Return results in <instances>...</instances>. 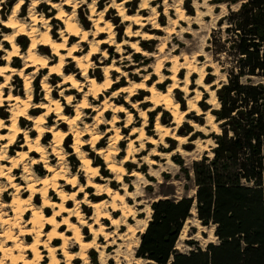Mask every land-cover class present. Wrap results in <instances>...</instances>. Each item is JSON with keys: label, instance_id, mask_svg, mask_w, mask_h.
<instances>
[{"label": "rangeland", "instance_id": "1", "mask_svg": "<svg viewBox=\"0 0 264 264\" xmlns=\"http://www.w3.org/2000/svg\"><path fill=\"white\" fill-rule=\"evenodd\" d=\"M114 1V2H113ZM124 0H71L70 5L64 6V10L67 14H72L78 23L81 25L82 29H88L91 35L89 38L82 43V54L88 53L90 50V41L93 39V32L96 30L94 22L91 18V6H95V10L105 11V19L110 20L113 24V32L115 36V43L119 41H138L144 53H136L134 49L129 47V45L125 46V51L128 55H130L129 60H126V63H133L131 67H122V71L126 74L123 76V72L119 73L117 71H112V80L116 81L119 78L121 80L111 86L108 91H105L100 95L99 99L94 101L93 97L90 98V102L92 106H99L100 101L105 99L107 96H110L116 90L131 84V82H139L142 81L145 75L149 74L150 79L146 82L147 87L154 85L157 80L160 79V74H153L155 71V65L158 60H164V69L161 73L163 76V82L156 84V88L158 90L165 91L168 86L173 83V80L168 78L172 74L170 70L173 66V58L175 56H179L180 61H184L188 58L194 66H196V70L198 72L204 73L203 82L209 84L208 88L204 85H199L197 83L200 74L194 73L191 75V82L189 84V88L191 92L187 94L185 91L175 88L173 92L174 100L180 103V107L182 109H187V101L189 98L196 95V93H200V101L198 102L200 108L202 109V114L197 115L195 111L189 113L184 118V121L177 128L173 127L177 125L173 123V115L170 111L163 108V106L156 107L154 110L149 111L148 118L145 126L147 138L149 136H154L159 139V135L155 131V125L158 116L160 117L161 123L172 127V132L175 134H179L181 136H185V143H180V141L175 140L171 137H166L160 142V146L156 147L152 143H148L146 149L139 154L131 155L129 158L134 161H129L126 167V174L123 177L121 182L117 181V176L111 172L110 169L107 168L108 164L100 154L96 153L98 149L107 148L109 146V135L107 130V125H103L101 128L97 130L100 136H102V140L97 142L94 148L91 145H87L84 148V151L89 153V156L94 160V164L99 167L100 176L104 178L113 179L111 187L113 189H119L120 187H125L126 190H130L131 197L128 198V202L133 205V212L127 218L123 217V222L127 221L126 225L120 224L119 227L111 226V221L109 219H103V223L110 226L108 228V232L113 233L116 230V233L113 235V239L116 240V243L111 242L113 245L107 247L105 249L104 258L106 262L104 263L102 258L100 257V251L92 248L88 251V261L89 264H155L149 260L141 259L137 261L136 252L139 245L134 248L130 246V243L137 241L138 237L141 239L142 232H136L133 237L129 233L128 239H124L127 236H121V233H127V225L128 222L134 225H141L151 214L152 217L153 209L152 203L156 200L162 198H173L180 199L184 196H188L194 199L196 202L197 197V185L196 178L194 172V163L195 161L202 160L205 156L212 158L214 156L213 148L216 146V141L214 136L216 134H221L222 128L220 126L221 122L217 121L216 115L213 113L214 110L220 108L221 102L217 95V89L222 86L224 82H227V75L221 70L222 64L219 63L213 56V52L208 50V47H211L210 39L212 36V32L214 29H219V20L228 13V2L225 0H146V4H144L145 0H129L124 3V8L128 14H139L140 16L148 18L149 16L155 19V24L161 26L162 29H153V25L148 22L146 27L142 28L141 33H150L153 34V39H143L142 36H137L134 38L128 37L126 35V30L128 26L132 24L130 20H123V17L120 16L118 10L114 8L116 6V2H120ZM214 1H216L214 3ZM51 2V4L49 3ZM64 0H23V4H21L20 8L17 12V19L20 22H26L28 26L32 24L31 18L33 15H37L39 17L38 26L44 25L46 28H49V31L55 39H62V34H68L65 30V23L57 18L55 15L58 14L59 6L62 5ZM19 3V0H0V65H7L8 63L15 69H17V73H7V76H0V84L4 83L6 86L3 87L4 95H9L12 93L13 95H19L26 97L28 94L32 95L31 107H35L37 105H43L47 103V99L45 96L47 91L43 88L42 83L43 80H47L48 85L52 89H57L56 95L54 98L61 99L59 96L57 84L63 80V76L65 74L75 73L78 74V79L85 80V77L79 75L81 69L78 67L77 63L73 61V58H68L66 60V64L64 65L63 75L54 77L49 75V68H44L42 70H37L32 73L33 67L26 69L21 75L20 70L23 69L27 62L24 57L12 56L10 60L5 59L8 55V50H12L11 42L4 41V37L8 34H14V29H9L4 26L3 20H7L9 16L12 14L14 6ZM52 3H58V5H52ZM238 4H233L232 9H236ZM144 8V9H143ZM184 11V17L181 19L177 13V10ZM86 19V20H85ZM104 25V24H102ZM132 30L135 32L139 26L132 25ZM225 27V26H223ZM101 37L106 38L108 34H103ZM79 40V37H73L70 39L69 44H73ZM16 45H18L19 53L26 56L31 46V36L29 35H18L15 38ZM100 51L108 52V60L105 62H100L99 60L102 57V53L98 54L95 59L92 60V69H90L89 76L94 77L97 81H101L104 79V67L107 65H111L113 63V59L119 58L121 56L120 53L116 51V46H108L103 45ZM40 54L46 56L49 59H53L56 62L59 60V57L53 53L51 47H47L46 50H41ZM5 57V58H4ZM18 57V58H17ZM223 58V57H222ZM224 60V64L229 67V62ZM52 61V62H53ZM128 61V62H127ZM121 66V63H118ZM180 67L182 65L180 64ZM141 68V69H140ZM137 72V73H134ZM187 69L181 68L178 72V78L181 80L186 76ZM31 81V85L29 90L25 88V78ZM213 80L212 83H207L208 80ZM255 81L257 79H254ZM180 84H183L180 83ZM87 89V88H85ZM213 90L215 91V95L217 96L220 105H217L216 102L213 101ZM201 91V92H200ZM68 94L74 95V101L71 104H68L65 98H62L61 103L63 107V112L68 116H74L75 112V104L82 99L83 93L77 94V91L68 92ZM122 98L127 96V93H121ZM151 95L149 90H138V94L131 98L132 103H136L140 100H145L147 96ZM115 104L123 105L128 110H130L134 116V122L128 128H124L123 126L126 124V113H121L119 118L121 121L118 123V126L121 128V140L118 141L113 146L119 151L117 156V161H121L127 155L128 142L130 135V131L136 126L143 125V119L139 116L140 110L135 109L129 102H125L123 100L115 99ZM153 106L152 102H145L140 106V109L147 110L149 107ZM204 106L207 109H204ZM11 108L9 105V101H4V104L0 106V119H4L6 123L10 124L9 118L11 117ZM45 109H35L29 111L30 117H35L39 113L43 112ZM210 112L214 115L213 122L209 123L207 118V113ZM96 112L92 108H88L82 115V122L80 123L81 128H84L85 123L93 124L95 122L94 116ZM113 112H109L102 117L103 122H107L112 119ZM57 116L55 114H51L48 116V121L45 124L46 129H51L53 125L56 124L55 119ZM196 122L201 126V130H197L194 125H191L190 122ZM208 122V123H207ZM20 127L24 131H28L30 136L33 138L38 135L36 130L33 131L34 122L27 118L22 117L19 121ZM62 128V127H61ZM63 130L69 131V125L64 124ZM7 129L0 130V133H7ZM52 133L45 132L41 138L42 144L46 147L48 152V156L50 159L52 158V165H62L65 166L72 174H75L80 171L79 182L78 184H86V176L83 175V171L80 170L81 161L79 156L74 152L73 147L71 146L74 142V135L70 134L65 138L63 142V154L64 158L60 159L55 157L52 154ZM90 139V135L85 137V140L88 141ZM160 140V139H159ZM25 134L22 133L19 135L14 144L10 145L7 149V156L15 155L18 150H23L22 144L25 143ZM136 149L138 151L141 150V144L136 142ZM180 146V148H179ZM0 145V151H1ZM140 148V149H139ZM28 148L26 147V150ZM178 149V150H177ZM158 152L157 155H152L151 159L155 160V164H152L146 156L149 155V151ZM184 150V151H183ZM170 154V155H169ZM133 156V157H132ZM32 157H40L39 154L34 153L31 154L25 161L22 162L23 165L27 164L28 172L33 174L35 179H40L49 173V171L45 168V164L43 162H39L32 166L31 159ZM136 159V161H135ZM150 159V160H151ZM147 161V162H146ZM8 163V162H5ZM150 163V164H149ZM9 164V163H8ZM22 164H19V168L15 171L14 175L18 177V183L27 184V181L24 180L25 171ZM138 170L142 173L141 177H137L131 175L130 173ZM22 177V178H21ZM113 177V178H112ZM26 181V182H25ZM98 181H103L101 178ZM2 188L3 192L0 196L1 205L4 203H8L12 200L14 196V188L10 187V184L4 178L2 179ZM26 188V187H25ZM24 188V189H25ZM125 189H120L123 193H126ZM95 188H90L89 193L95 192ZM54 196H57L55 192L51 193ZM29 195V191L26 192L25 196ZM84 193L79 195V199L84 198ZM107 198L111 200L107 195H103L97 198H91V201H96L99 199ZM56 200H59L55 197ZM34 203L41 204L42 199L41 195L38 194V199L34 200ZM73 202L70 203V206H73ZM110 210H112L110 208ZM82 211L88 220V222H92L93 219L89 217L93 215L94 208L85 206L82 208ZM135 211V212H134ZM53 210L49 209L47 214H52ZM0 213L13 214L11 212L10 207L0 208ZM135 213V214H134ZM121 211L113 213V216H120ZM31 216V211H28L24 215V219L21 221L20 227L15 228L14 232L19 237L20 241L23 240L22 231L25 232L30 228V225H27V219ZM61 220L62 217H59ZM75 220V219H74ZM0 220V246L4 245L5 247H12L13 243H8L2 236L4 231L10 228L8 223H1ZM98 227V225H96ZM215 225L211 224L205 226L201 223L197 214V202H196V214H192V216L186 221L185 226L182 230L181 236L177 242V249L182 252H187L194 247L188 245L186 243L187 239H192L197 241L199 246L205 249L209 243H218L219 239L215 234ZM51 226L45 228L47 231ZM66 226L63 227L65 229ZM207 229V231H205ZM214 229V231H212ZM213 236V240H208L209 232ZM71 234V232H69ZM120 233V234H119ZM117 234V235H116ZM84 235L87 238H93V234L90 232V228L86 227L84 230ZM120 235V236H119ZM28 241L33 240V236H27ZM117 237V238H115ZM199 237V238H198ZM104 236H100L98 241L100 244L107 245L108 241L104 239ZM133 240V241H131ZM208 241V243H206ZM3 242V243H2ZM141 242V240H140ZM62 240H58L54 243V245L61 244ZM75 242L72 241V244ZM119 243V246H118ZM120 249L118 252V256L115 255L114 250ZM132 248V249H131ZM79 245L76 244L74 250H78ZM44 250V261L43 263H47L49 258L47 257L48 251L42 247ZM122 251V253H121ZM120 252V253H119ZM27 254L33 256L31 251H28ZM96 257V261H95ZM115 257V258H114ZM60 258L64 259L63 255L60 254ZM0 259H3V263L0 264H11L10 259L5 258L3 253L0 251ZM0 260V261H1ZM61 264H65L62 261ZM72 264H84V261L80 258H76Z\"/></svg>", "mask_w": 264, "mask_h": 264}, {"label": "bare ground", "instance_id": "2", "mask_svg": "<svg viewBox=\"0 0 264 264\" xmlns=\"http://www.w3.org/2000/svg\"><path fill=\"white\" fill-rule=\"evenodd\" d=\"M70 1L71 0H64L62 5L52 3L54 6H59L58 14L55 16L65 23V30L68 32V34L61 33L60 36L62 39H55L52 37L49 28H46L44 25L39 27V17L37 15L32 16V24L30 26H28L26 22H20L17 19V12L20 7L16 10L15 15H13L12 12L7 20H3L5 27L15 30L14 34H8L4 37V41L11 42L12 45V50H8V55L4 58L10 60L12 56L24 57L27 62V65L20 70V75L26 69L33 67L32 73L37 70L49 68L50 76H60L63 75L66 60L68 58H73V61H75L81 69L79 75L85 77V80L82 81L78 79V74H65L63 76V80L57 84L61 99L53 97L56 95L57 89L50 88L47 80H43L42 86L47 91L45 99H47L48 102L35 107H31V94H28L26 97L13 95L12 93L4 95L3 87L6 86V84H0V106L4 104V101H9V105L12 106V115L9 118L10 124L6 123L4 119H0V122H2L0 123V130H8L7 133H0V145L2 147L0 151V196L3 192L2 179L4 178L10 184V187H13L15 190L14 196L10 202L1 205L0 201V208L3 209L6 206L10 207L11 212L13 213L6 214L7 217L0 213V220L3 223H8L10 225V228L8 226V229L4 231L2 236L5 238L4 240L6 242L13 243L12 247H5L4 245L0 246V251L3 253L5 258L10 259L11 264H44V250H42V247L48 251L47 257L49 258V261L45 264H61L62 261H64L65 264H72L76 258L82 259L84 264H89L88 251L92 248L100 251V257L105 263V249L113 245L111 242L116 243L115 239L111 241L113 235L116 233V230H114L113 233L108 232V228L110 226L104 224L102 221L103 219H109L111 221V226L116 227H119L120 224L126 225L127 221H125L126 223L123 222L126 220H123V217L127 218L133 212V205L128 202V198L131 197V191L126 190L125 187L113 189L111 187L113 179L100 176L99 167L94 164V160L89 156L88 152L84 151V148L89 144L92 148H94L97 142L102 140L103 137L99 135L97 130L106 124L108 126L106 132L110 134L109 146L107 148L98 149L96 153L100 154L101 157L105 159L108 164L107 168L117 176V181L121 182L126 174L125 165L129 161H134V158L130 160L129 157L131 155H134L135 157V155L139 154L141 151L143 152L148 143H152L158 147L160 146V142L162 143V140L166 137H171L180 141V143H185V136L172 132V127L161 123L159 116L156 121L155 131H157L156 133L159 135L160 140L154 136H149L147 138L145 126L149 111L154 110L156 107L163 106L164 109L172 113V122L177 124L173 126L175 128L182 124L184 118L189 113L193 111H195L197 115L203 113L198 103L201 97L200 93H196L195 96L189 98L187 101V109H182L180 107V103L174 100L173 92L175 88H179L187 94L191 92L189 84L191 82V75L194 73L200 74L197 81L199 85H204L207 88L209 86V84L203 82L204 73L201 71L198 72L196 70L197 67L194 66L188 58H186L183 62L180 61L179 56H175L173 58V66L170 69L172 74L168 76V78L173 80V83L168 86L167 90L162 91L156 88V84L163 82V76L161 73L165 67L164 60L162 59L157 61L155 71L152 72L153 74H160V79L157 80L154 85L152 84V86L147 87L146 82L150 79V75L147 74L144 76L142 81L131 82V84L116 90L110 96H107L105 99L100 101L99 106H92L90 102L91 97H93L94 101L98 100L101 94L108 91L113 84L121 80V78L116 81L112 80V71L122 73L123 66L131 67L133 65V63H126L125 59L129 60L130 55H128L125 51V46L129 45V47L134 49L136 53L145 54L146 51L143 52L138 41H119L115 43L113 24L110 20H104L105 11L97 12L95 10V6L92 5L90 19L94 22L96 30L93 32V39L90 41V50L88 53L82 54V43L89 38L91 33L88 29H82L76 18L72 14H67L64 10V6L70 5ZM127 1L129 0L116 2V6H114V8L118 10V14L123 17V20H130L132 22L126 30V35L131 38L142 36L143 39H153V34L141 32L142 28L146 27L148 24L147 21L151 24H155V19L150 16L146 18L140 16L139 14H128L123 6ZM49 3L51 4V2ZM146 3L147 2L145 0L144 4ZM177 13L181 19L185 16L183 10L178 9ZM132 25L139 26V28L134 32L131 27ZM152 28L162 29L161 26L156 24L153 25ZM22 34L31 36V46L29 47L26 56L19 53L20 48L15 42L16 36ZM103 34H108V37H101ZM73 37H79V40L73 44H69L70 39ZM103 45L116 46V51L120 53L121 56L113 59V63L111 65L104 67L105 77L103 80L97 81L94 77H91L88 74L90 69H92L91 62L98 54L102 53V57L99 60L100 62L103 63V61L105 62L108 60V52L100 51ZM48 46L51 47L53 53L59 57L57 62L56 60L54 62L52 58L49 59L40 54V51L46 50ZM118 63H121V66H119ZM180 64L182 67H180ZM181 68H186L187 73L186 76L180 80L178 78V72ZM10 72L17 73V69L13 68L9 63L7 65H0V76H7L6 74ZM125 74L126 73L123 72V76ZM24 82L26 90H29L31 81L28 77H26ZM182 82L183 84H180ZM74 90L77 91V94L83 93V97L75 104L76 114L70 117L63 112L61 100L62 98H65L67 103L71 104L75 97L73 94H68V92H72ZM138 90H149L151 95L147 96L145 100L132 103L131 98L138 94ZM122 92L127 93V96L122 98ZM214 93L215 91L213 90V101L216 102L217 105H220V102ZM115 99L129 102L135 109L140 110L139 116L143 119L142 126H136L130 131V135L132 137L129 138L127 155H125L126 157L121 161H117L119 151L113 146V144L120 141L122 137L121 128L118 126V123L121 121L119 115L121 113H126L127 122L123 126L124 128H128L131 123L134 122V116L125 106L115 104ZM148 101L152 102L153 106L149 107L147 110L140 109V106ZM40 108L45 110L35 117L29 116L30 110H37ZM88 108H92L96 112V115L94 116L95 122L93 124L86 122L84 125L85 127L81 128L80 123L82 122V115ZM109 112H113V117L105 123L102 121V117ZM52 113L57 116L55 119L56 124L53 125L51 129H46L45 124L48 121V116ZM22 117L34 122L33 131L36 130L38 132L37 136L32 138L28 131H24L22 127H20L19 121ZM206 119H208L209 123H212L214 115L208 112ZM190 123L191 125L199 127L197 130H201V126L196 122L192 121ZM64 124L69 125V131L62 129ZM48 131L53 135L52 154L60 159L59 163L61 162V159L64 158L62 149L65 138L70 134L74 135V142L71 146L80 158V170L83 171V175L86 176V184H78L79 175H81L80 171L72 174L67 168H65V166L51 164L52 158L50 159L46 147L41 142L43 134ZM22 133L25 134L26 139L25 143L22 144L24 149L18 150L15 155L8 157L6 153L8 147L13 145L16 138ZM87 135H90V139L88 141L85 140ZM136 142L141 144L140 151L136 149ZM26 147L28 148L27 150ZM34 153L39 154L40 157H32V166L38 164L39 162H43L45 164V168L49 171L48 174L40 179H35L33 174L28 172L27 164H22L23 161ZM157 154L158 152H156V150H152L151 152L149 151V155L146 156V158H148V161L152 164H155L156 161L151 159V156ZM5 162H8L9 164ZM19 164H22L24 167L25 175L23 176L25 177L24 180L27 181L26 185L18 183V177L14 175L15 171L19 168ZM130 174L137 177L142 176V173L138 170H135ZM99 178L103 181H98ZM90 188H95L96 191L89 193ZM120 189H125L126 193H123ZM27 191H29V195L25 196ZM52 191L55 192L57 196L52 195ZM81 193L85 194L83 199H79V195H81ZM38 194L41 195L42 199V203L39 205L34 203V200L38 199ZM103 195H107L111 198V200L107 198L96 201L90 200V197L97 198ZM55 197L59 200H56ZM72 202L74 204L73 206H70L69 204ZM195 204L192 209V214H196ZM86 205L94 208L93 215L89 217L90 219H93L92 222H88L82 211V208ZM110 208L112 210H110ZM49 209L53 210L52 214H47ZM28 211H31V216L27 219V225H30V228L25 232L22 231L24 239H21L20 241L19 237L14 232V229L20 227L21 221L24 219V215ZM118 211H121V215L113 216V213ZM150 216L140 226L138 224L134 225L128 222L127 233H121L119 238L127 236L124 239H128L129 233L131 234V237H133L136 232L144 233L148 227L149 220L151 218ZM59 217H62V219L60 220ZM96 225H98V227ZM48 226H51V228L45 231V228ZM64 226H66L65 229H63ZM86 227L90 228L93 238L90 239L84 235ZM69 232H71V234ZM30 235L33 236L32 241H28L27 236ZM100 236L105 237L104 239L108 241L107 245L99 243L98 238ZM130 239L128 240L130 241ZM58 240H62V243L54 245V243ZM140 240V237H138L137 241H134L133 244L132 242L130 243V246L136 248L140 245ZM72 241L75 243L72 244ZM76 244L79 245L78 250H74ZM28 251H31L33 256L27 254ZM114 251L115 255L118 256V252L116 251H120V249L118 250L117 248V250ZM60 254L63 255L64 259L60 258ZM140 260V258L137 259V261ZM0 262L3 263V259Z\"/></svg>", "mask_w": 264, "mask_h": 264}, {"label": "trees", "instance_id": "3", "mask_svg": "<svg viewBox=\"0 0 264 264\" xmlns=\"http://www.w3.org/2000/svg\"><path fill=\"white\" fill-rule=\"evenodd\" d=\"M225 2L229 11L208 47L227 75L217 89L221 106L213 111L222 132L214 136V156L194 163L198 218L216 226L219 242L203 249L187 239L194 248L180 251L177 242L196 202L156 200L136 252L155 264H264V0Z\"/></svg>", "mask_w": 264, "mask_h": 264}, {"label": "clouds", "instance_id": "4", "mask_svg": "<svg viewBox=\"0 0 264 264\" xmlns=\"http://www.w3.org/2000/svg\"><path fill=\"white\" fill-rule=\"evenodd\" d=\"M21 4H23V0H19V3H18L17 5L14 6L13 15L16 14V10L20 7ZM0 123H2V122H0ZM205 231H207V229H206ZM212 231H214V229H213ZM198 238H199V237H198ZM213 239H214V238H213V236H212V234H211V231H210V232H209L208 240L210 241V240H213ZM206 243H208V241H206Z\"/></svg>", "mask_w": 264, "mask_h": 264}, {"label": "water", "instance_id": "5", "mask_svg": "<svg viewBox=\"0 0 264 264\" xmlns=\"http://www.w3.org/2000/svg\"><path fill=\"white\" fill-rule=\"evenodd\" d=\"M196 202H197V200H196ZM151 219V218H150ZM150 261V260H149Z\"/></svg>", "mask_w": 264, "mask_h": 264}]
</instances>
